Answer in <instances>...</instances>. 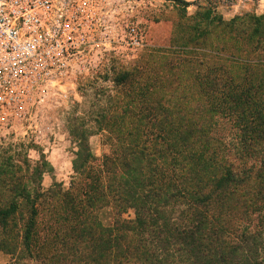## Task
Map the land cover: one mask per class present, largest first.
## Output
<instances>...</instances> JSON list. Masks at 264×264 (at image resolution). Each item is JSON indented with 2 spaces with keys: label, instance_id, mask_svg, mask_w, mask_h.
Here are the masks:
<instances>
[{
  "label": "trees",
  "instance_id": "obj_1",
  "mask_svg": "<svg viewBox=\"0 0 264 264\" xmlns=\"http://www.w3.org/2000/svg\"><path fill=\"white\" fill-rule=\"evenodd\" d=\"M219 55L189 82L193 97L179 83L167 97L148 93L151 109L132 121L126 111L97 114L112 147L100 164L93 132L76 120L68 189H43L44 165L21 164V191L0 219L9 223L21 197V248L35 263L264 264V64Z\"/></svg>",
  "mask_w": 264,
  "mask_h": 264
},
{
  "label": "rangeland",
  "instance_id": "obj_2",
  "mask_svg": "<svg viewBox=\"0 0 264 264\" xmlns=\"http://www.w3.org/2000/svg\"><path fill=\"white\" fill-rule=\"evenodd\" d=\"M116 5L121 24H135L144 44L136 49L120 43L93 49L87 55V67H75L63 87L66 97L55 93L25 117L21 126L0 128V208L10 206L14 195L20 193L21 164L25 161L30 169L44 165L43 189L56 183L69 188L78 149L70 127L76 120L93 132L89 143L100 164L112 147L108 132L95 120L97 114L126 111L132 121V115L151 109L148 93L153 98L167 97L179 83V88H186L185 95L193 97V90L187 93L189 82H196L193 77L199 71H209L219 54L222 58L237 54L264 64V23L256 22V17L264 14V0H117ZM256 26L260 36L253 34ZM137 68H143L138 76L118 82L119 76ZM134 126L129 124L130 129ZM114 127L116 124L108 125ZM31 172L23 170L22 174L35 181L37 176ZM16 200L19 207L9 223L0 219V244H7L0 249V264H38L21 248V197ZM106 216H102L104 222ZM127 216L133 217V212ZM45 231L43 228L40 236H45ZM73 259L68 255L63 264H81Z\"/></svg>",
  "mask_w": 264,
  "mask_h": 264
},
{
  "label": "built area",
  "instance_id": "obj_3",
  "mask_svg": "<svg viewBox=\"0 0 264 264\" xmlns=\"http://www.w3.org/2000/svg\"><path fill=\"white\" fill-rule=\"evenodd\" d=\"M116 1L0 0V128L21 126L55 93L66 97L93 49L144 44L135 24H121Z\"/></svg>",
  "mask_w": 264,
  "mask_h": 264
}]
</instances>
